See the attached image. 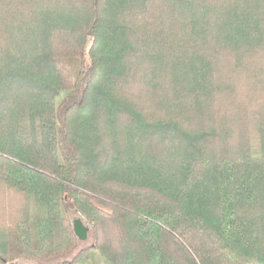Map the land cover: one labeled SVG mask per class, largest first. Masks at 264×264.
I'll list each match as a JSON object with an SVG mask.
<instances>
[{
  "label": "trees",
  "instance_id": "trees-1",
  "mask_svg": "<svg viewBox=\"0 0 264 264\" xmlns=\"http://www.w3.org/2000/svg\"><path fill=\"white\" fill-rule=\"evenodd\" d=\"M86 249L264 264V0H0V264Z\"/></svg>",
  "mask_w": 264,
  "mask_h": 264
},
{
  "label": "rangeland",
  "instance_id": "rangeland-1",
  "mask_svg": "<svg viewBox=\"0 0 264 264\" xmlns=\"http://www.w3.org/2000/svg\"><path fill=\"white\" fill-rule=\"evenodd\" d=\"M81 218L84 223L85 220L82 218V216L78 212H72V219H79ZM90 231V228L88 230V235ZM89 236L85 240H87ZM74 252L67 254L63 256L62 258L56 259V260H51L48 262H40V263H35V262H28V261H18L14 264H63V261L66 259H71L73 257ZM74 264H110L109 262L105 261L104 258L95 250L93 249H86L84 254L81 255L80 258L74 263ZM249 264H263L262 262H255V263H249Z\"/></svg>",
  "mask_w": 264,
  "mask_h": 264
},
{
  "label": "water",
  "instance_id": "water-1",
  "mask_svg": "<svg viewBox=\"0 0 264 264\" xmlns=\"http://www.w3.org/2000/svg\"><path fill=\"white\" fill-rule=\"evenodd\" d=\"M74 231L79 239L85 240L88 236L89 226L84 221L79 219L73 220Z\"/></svg>",
  "mask_w": 264,
  "mask_h": 264
}]
</instances>
